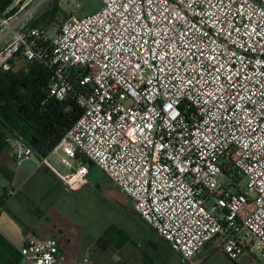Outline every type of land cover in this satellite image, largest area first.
<instances>
[{"label":"built area","instance_id":"1","mask_svg":"<svg viewBox=\"0 0 264 264\" xmlns=\"http://www.w3.org/2000/svg\"><path fill=\"white\" fill-rule=\"evenodd\" d=\"M33 1L0 15V68L44 64L49 97L82 113L45 157L6 136L15 160L36 155L65 191L96 166L181 264L212 246L264 264V0H102L53 34L14 23ZM18 249L21 264H68L52 236Z\"/></svg>","mask_w":264,"mask_h":264},{"label":"rangeland","instance_id":"2","mask_svg":"<svg viewBox=\"0 0 264 264\" xmlns=\"http://www.w3.org/2000/svg\"><path fill=\"white\" fill-rule=\"evenodd\" d=\"M40 1L41 4L36 7ZM54 1L59 8L56 16L58 21L48 26L43 25L51 34L58 31L60 25L69 17L86 16L98 10L102 5V0H36L20 10V15L26 14L28 10L36 7L30 16L38 17L53 6ZM16 7L18 11L19 6ZM42 17L45 21L50 19L48 14H44ZM16 61L17 69L27 63L21 58ZM4 152L10 156L6 162L7 168L15 173L18 182L23 185L27 182L25 189L31 190L28 193L31 206L37 211L40 208L41 214H44L41 215V218L35 215L36 223L41 225L38 235L44 236L48 228L56 227L60 232L62 231L63 234L58 235L63 239L61 250L68 264H82L84 256L90 258L92 263L96 262L97 264H120L125 261L126 264H160V261L163 263L162 260L150 259L145 253L146 247L142 245L143 240L141 239H150L152 232L143 225V220L134 211L131 199L98 168L92 170L88 176L89 182L81 188L73 192H65L59 184H51V175H43L41 170L38 171L36 155L17 162L11 142L6 146ZM247 184L246 177H243L239 182L241 188H246ZM10 185V179L0 171V199L4 200L0 203V231L7 234L16 245L20 246L24 232H26L24 225L32 224V220L25 212H20L19 208L25 207V205L18 204L15 200L8 203L7 199H3L4 191ZM231 190L237 191L233 187ZM25 202L27 203V201ZM210 204L211 202L208 203V206ZM110 224L117 225L132 237V241L122 250L114 245H109L107 241H103L106 248L102 249L96 242L103 236L104 229ZM212 248L214 246L211 247L210 252ZM210 252L207 251L199 257V264L262 263L260 251L256 249L246 251L236 262L225 257L219 250L212 254ZM147 253L149 252L147 251ZM171 264H179V262L177 259H173Z\"/></svg>","mask_w":264,"mask_h":264},{"label":"trees","instance_id":"3","mask_svg":"<svg viewBox=\"0 0 264 264\" xmlns=\"http://www.w3.org/2000/svg\"><path fill=\"white\" fill-rule=\"evenodd\" d=\"M13 2L0 0V15L15 13L17 7H12ZM52 5L31 24L48 26L58 21L59 8L55 1ZM44 14L50 15L48 21L43 19ZM49 77V68L38 62L27 61L18 69L13 62L10 70L0 68V151L8 145L5 137L15 134L22 136L38 157H45L81 115L82 109L74 97H49ZM129 240L125 230L110 224L96 242L102 247L103 241H107L122 248ZM22 259L18 247L0 233V264H21Z\"/></svg>","mask_w":264,"mask_h":264},{"label":"crops","instance_id":"4","mask_svg":"<svg viewBox=\"0 0 264 264\" xmlns=\"http://www.w3.org/2000/svg\"><path fill=\"white\" fill-rule=\"evenodd\" d=\"M12 7H14V5ZM32 9H34V8H32ZM32 9L28 10V12H26V14H21L20 15V12H19L17 14V16H16V20L14 21V23L16 24L17 21L21 20V19L27 20V22H32L33 19L35 18V16H30ZM2 45H3V40H0V47H2ZM6 146L0 151V171H2V173H4L10 179L11 185L8 188H6V190L4 191L3 199H7L8 203L10 201H14L15 200L18 204L25 205V207L19 208L20 212L21 213L25 212L32 220V224L24 225V228L26 229V232H24V236H23V239H22V244L30 236L37 237V238H46V237L52 236V237H55L58 240L59 246L61 247V245L63 244V239H61L58 234L61 235L63 233H62V231L60 232L56 227L54 229L48 228L47 232L42 237H41V235H38V230H40L41 225L36 223L35 215H38V217L41 218V215H44V214H41V209L40 208L37 211L33 206H31L30 197L28 196V193L31 192V190L30 189L29 190L25 189L27 182L24 185H23V183L18 182L17 179L15 178V173L11 172L7 168L6 162L8 161L7 159H9L10 156L6 155L5 152H4ZM37 168L39 169L38 171L41 170V173L43 175H49V176L51 175V177H52L51 178V180H52L51 184H55V185L59 184L61 189L64 190L62 188L61 183L55 178V176L49 170H47L45 168H42V167L40 168L38 166H37ZM96 168H97L96 166L91 165L89 174L92 172L93 169H96ZM88 182H89V178H88ZM34 190L35 189L33 188V191ZM73 191H76V190H73ZM73 191H65V192H73ZM33 193H35V192H33ZM3 201L4 200L0 199V203H2ZM25 201H27V203ZM140 222H142V221H140ZM143 222H142L143 225H145V227L148 228L152 232V237L150 239H141V240H143L142 245H144V247H146V249L144 248L145 249L144 251H145L146 254H148L150 259L155 258L157 261L162 260L163 263L160 261V264L161 263L162 264H171V261L173 259H177L179 264H181V256H180V254L178 252L174 251L171 248V246L162 237H160L155 232V230L151 226H149L144 220H143ZM36 225H38L40 227L37 228ZM0 233H2V232L0 231ZM2 234L4 236H6L11 241V243H13L15 246L19 247L18 245H16L14 243L13 240L10 239V237L7 234H5V233H2ZM38 236H40V237H38ZM131 241H132V237L130 235V240L122 248H118V249L122 250ZM109 245H112V244H109ZM100 247L102 249L106 248L105 245H104V247H102V246H100ZM210 249L211 248L208 249L209 252H210ZM217 250L221 251L223 253V255L225 257H227L226 254L220 248H217V247L212 248V251L210 253L212 254L213 252H216ZM147 251L149 253H147ZM95 264H97V263L95 262ZM120 264H126V261L125 262H121ZM189 264H199V257H196V258L190 260Z\"/></svg>","mask_w":264,"mask_h":264}]
</instances>
